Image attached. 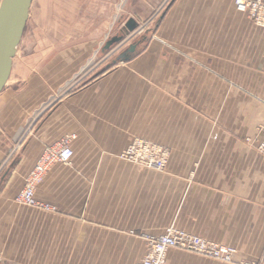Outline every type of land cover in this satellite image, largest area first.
Listing matches in <instances>:
<instances>
[{"label": "crops", "instance_id": "1", "mask_svg": "<svg viewBox=\"0 0 264 264\" xmlns=\"http://www.w3.org/2000/svg\"><path fill=\"white\" fill-rule=\"evenodd\" d=\"M162 2L131 0L134 53L78 77L34 118L80 75L78 55L56 53L21 93L2 91L0 163L29 128L0 164V264H137L146 238L169 227L233 247L230 264H264V159L245 141L264 127V29L234 0H171L158 13ZM67 136L70 163L52 164L35 190L54 210L17 204ZM134 138L169 150L163 172L118 158ZM166 264L224 263L171 249Z\"/></svg>", "mask_w": 264, "mask_h": 264}, {"label": "rangeland", "instance_id": "2", "mask_svg": "<svg viewBox=\"0 0 264 264\" xmlns=\"http://www.w3.org/2000/svg\"><path fill=\"white\" fill-rule=\"evenodd\" d=\"M130 1L33 0L25 31L13 59L12 77L16 84L5 86L3 93L9 89L15 94L21 93L29 79L39 77L40 69L56 53L70 54L73 51L74 57L78 55L77 70H80V75L64 81L65 86L42 105L34 118L41 111L52 107L61 95L69 94L77 86L78 77H82L79 82L82 84L93 70L104 67L118 57L122 58L127 45H133L138 34L136 30L139 28L136 25L133 31H127L126 25L130 21L136 24L134 15L129 11ZM170 1L163 0L157 12L163 11ZM116 36L122 39L105 50V44ZM46 52L50 53L47 60L40 61L39 55ZM25 130L23 126L17 133L1 165H6L16 155L17 147L23 143Z\"/></svg>", "mask_w": 264, "mask_h": 264}, {"label": "built area", "instance_id": "3", "mask_svg": "<svg viewBox=\"0 0 264 264\" xmlns=\"http://www.w3.org/2000/svg\"><path fill=\"white\" fill-rule=\"evenodd\" d=\"M234 6L240 13L246 14L253 24L264 29V3L261 0H234ZM27 126L25 132L28 130ZM255 139L247 138L246 143L253 145L256 152L264 159V127H258ZM74 136L64 137L56 147L47 149L36 162L33 170L25 179V185L16 196L15 202L29 208L53 211L48 205L35 199L36 187L43 181L48 168L54 163L68 165L73 157L71 141ZM20 145L17 147L19 151ZM122 161L143 169L163 172L166 168L169 151L155 143L134 138L118 155ZM146 255L137 264H166L167 253L171 249L189 252L206 259L230 264L236 250L208 241L186 231L169 227L158 237L146 238Z\"/></svg>", "mask_w": 264, "mask_h": 264}, {"label": "water", "instance_id": "4", "mask_svg": "<svg viewBox=\"0 0 264 264\" xmlns=\"http://www.w3.org/2000/svg\"><path fill=\"white\" fill-rule=\"evenodd\" d=\"M32 2L33 0H0V95L9 80L13 59L25 31ZM126 27L127 31L131 32L136 28V24L130 21ZM121 39L119 36L113 37L105 44L104 49H109ZM134 51L135 47L131 45L122 58Z\"/></svg>", "mask_w": 264, "mask_h": 264}]
</instances>
